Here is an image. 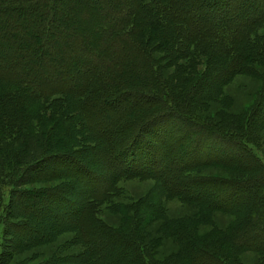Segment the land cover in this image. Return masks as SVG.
Here are the masks:
<instances>
[{"label":"trees","instance_id":"16d2710c","mask_svg":"<svg viewBox=\"0 0 264 264\" xmlns=\"http://www.w3.org/2000/svg\"><path fill=\"white\" fill-rule=\"evenodd\" d=\"M57 1L0 0V187L5 180L19 186L24 181H45L50 169L41 168V164L57 165L58 156L46 158L45 154L47 150L53 152L58 144L66 142L61 148L69 149L72 144L95 139L115 148L121 146L123 142L114 138L145 118L148 106L155 103L153 95L162 91L172 101L167 91L170 84L162 79L164 68L156 64L154 53L190 73L203 69L195 87L171 91L175 99L183 98L187 103L206 93H217L234 77H256L258 69L264 67V9L245 18L221 21L214 19L219 14L212 13V8L206 10L211 0ZM60 16H64L62 25L55 19ZM200 86L206 88L205 93L198 91ZM261 102L258 98L256 105ZM50 104L56 113L46 119L32 111L40 107L48 110ZM257 109L261 112L251 117H260L264 106L260 104ZM119 120L124 123L117 124ZM59 124L67 125L66 129L61 132ZM84 132L90 137L81 136ZM241 135L251 142L254 134L245 125ZM94 147L87 152L101 156L102 151ZM132 148L114 152L115 159H122ZM242 153V163L240 158L236 160L239 166H261L257 155ZM20 162L27 166L25 172L15 170ZM165 171L154 177V182L169 200L102 206L113 201L105 200L112 192L106 185L91 189L87 193L90 198L77 200V206L73 200H63L61 187L56 195L61 194L62 200H20L21 194L16 196L19 200L8 198V204L0 200V264H9L15 254L52 243L69 232L75 256L66 261L52 258L44 264H233L241 253L264 254V200L248 205V196H255L256 188L245 190L243 200H173L178 195L187 196V192L173 180L172 173ZM175 201L194 207L199 227L208 224L212 213L235 221L227 231L208 230L204 236L182 222L166 223L153 231L154 236L147 237L153 238L144 247L143 238L138 236V229L144 225L137 222L139 209L145 205L156 212L159 205ZM244 205L248 206L246 210L241 209ZM118 206L125 214L133 210L128 230L113 229L98 218L103 209ZM15 216L31 224L22 223L20 235L7 234L8 219ZM157 238L178 244L172 260L159 263L152 258L148 245Z\"/></svg>","mask_w":264,"mask_h":264},{"label":"rangeland","instance_id":"374dc122","mask_svg":"<svg viewBox=\"0 0 264 264\" xmlns=\"http://www.w3.org/2000/svg\"><path fill=\"white\" fill-rule=\"evenodd\" d=\"M57 2L64 3V0ZM207 5L209 7L207 11L212 8V13L219 14L215 15L214 19L222 21L226 18L240 19L245 18L246 15L255 14L256 10L264 9V0H211ZM212 6L216 7V10ZM55 19L60 25L65 23L64 16L55 17ZM153 58L158 66L164 68L161 73L162 79L170 84L171 89L167 91L173 98L171 102L162 95V91L153 95L155 103L148 106L150 110L147 111L145 118L139 117L138 119H141L138 120L139 123L134 122L138 124L135 128L132 126L124 135L114 138L123 142L116 148L112 144L99 143L94 139V142L85 140L81 142L82 144H68L71 145L69 149L61 148V145L66 144L65 142L58 144L53 152L47 150L46 158L58 156L60 161L57 165L51 164V166L41 164V168L50 169L45 181L38 180L30 184H25L24 181L19 186L5 180V184L0 187L2 204H8L10 200H19L16 196L20 194L23 197L20 200H60L61 194L56 195L59 192L56 189L61 187L65 194L63 200H73L77 206V200L90 198L87 197V193L91 189L105 185L112 189V192L106 195L105 200H110L109 203L113 201L111 204L102 206H117L120 203L130 206L133 202L140 200H169L168 194L159 187L158 183L154 182V177L161 176L164 168H166L165 173L169 175L172 173L175 182L182 184V190L187 192V196L194 198L189 199L186 195V197L178 195L173 200H198L206 197L213 201L243 200L245 190L250 187L256 188L257 194L253 197L248 196V205L254 200H264V180L262 178L264 176V110L262 114H259L260 117H251V114L261 112L257 109L260 104L264 106L262 97L264 92L261 93L262 86H264V67L258 69L259 73L257 72L256 77H234L229 83L220 86L217 93H206L203 98L200 96L187 103L183 98L175 99L171 91L178 93L181 88L195 87L203 69L198 68L195 73H190L188 70H181L178 65L170 64L171 62L165 59L164 55L154 53ZM183 80H186V83ZM205 90L204 86L198 88L202 94L206 92ZM258 98L262 102L256 105ZM48 108L47 110L40 107L32 111H38L46 119L50 114L53 115V112L56 113L51 104ZM104 120L105 118L102 117L101 121ZM82 123L86 122L82 121ZM118 123L124 122L119 120ZM245 125H249L255 135H252V143L242 138L241 131ZM66 126L59 124L57 128L62 132ZM99 131L103 133V130ZM32 135L36 136V133L33 132ZM81 136L87 139L90 134L84 132ZM133 144L134 148H132ZM89 147L102 151L101 156L99 153L89 154L87 152ZM130 148L132 149L122 159H115L114 154L116 153L114 152L119 154ZM243 150L257 155V160L262 167L244 169L239 166L236 160L240 158L242 163ZM26 152L30 153L31 148H26ZM112 152L113 155H110L109 153ZM110 156H113L114 160ZM16 165V171L25 172L27 170L24 162ZM176 170L179 173H175ZM146 174L152 179L146 178ZM11 192L12 196H10ZM159 206V209L156 207V212L149 211L145 205L138 211L137 222L144 224L138 229L141 233L138 236L143 238L142 245L146 248L145 243L152 241L153 238L147 237L154 236L153 231L166 223L182 222L191 231L204 236L208 230L227 231L235 221L234 218L212 213L208 224L202 228L193 216L196 213L193 206L177 201L170 202L166 206ZM114 207L111 210L103 209L100 215L98 214V218L113 229L128 230L130 228L128 217L133 215V210L130 208L125 214L120 206L116 209ZM247 208L248 206L244 205L241 209L246 210ZM81 213L82 209L78 215L80 216ZM152 216L158 217L150 219ZM65 218L67 219V215ZM22 223L31 224L17 216L8 219L7 234H22L19 229ZM15 227L16 230H14ZM72 237L73 235L69 232L52 243L15 254L9 264H44L52 258L56 260L63 258L66 261L77 253L73 249L74 246L69 244ZM177 245L173 240L164 241L157 238L153 239L148 248L152 258L160 263L165 259L172 260V256L178 251ZM67 262L70 263L71 260ZM263 262L264 254L245 252L236 256L233 264H262Z\"/></svg>","mask_w":264,"mask_h":264}]
</instances>
